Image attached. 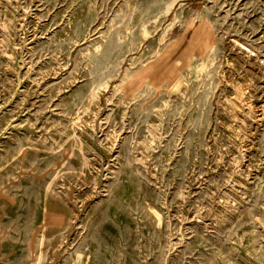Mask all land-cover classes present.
Here are the masks:
<instances>
[{
	"label": "rangeland",
	"instance_id": "374dc122",
	"mask_svg": "<svg viewBox=\"0 0 264 264\" xmlns=\"http://www.w3.org/2000/svg\"><path fill=\"white\" fill-rule=\"evenodd\" d=\"M0 264H264V0H0Z\"/></svg>",
	"mask_w": 264,
	"mask_h": 264
}]
</instances>
